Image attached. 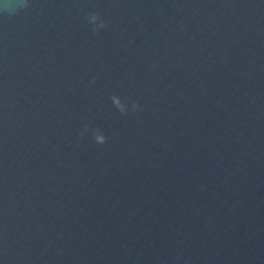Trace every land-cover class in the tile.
I'll list each match as a JSON object with an SVG mask.
<instances>
[{
    "label": "water",
    "instance_id": "1",
    "mask_svg": "<svg viewBox=\"0 0 264 264\" xmlns=\"http://www.w3.org/2000/svg\"><path fill=\"white\" fill-rule=\"evenodd\" d=\"M0 264H264V0H4Z\"/></svg>",
    "mask_w": 264,
    "mask_h": 264
},
{
    "label": "clouds",
    "instance_id": "2",
    "mask_svg": "<svg viewBox=\"0 0 264 264\" xmlns=\"http://www.w3.org/2000/svg\"><path fill=\"white\" fill-rule=\"evenodd\" d=\"M0 5L3 6V8L5 10H8V11H15L17 7H20L21 5H16V4H7V3H4V0H0Z\"/></svg>",
    "mask_w": 264,
    "mask_h": 264
}]
</instances>
